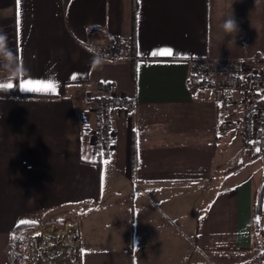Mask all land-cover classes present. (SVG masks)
Instances as JSON below:
<instances>
[{
    "label": "crops",
    "instance_id": "0c3cea01",
    "mask_svg": "<svg viewBox=\"0 0 264 264\" xmlns=\"http://www.w3.org/2000/svg\"><path fill=\"white\" fill-rule=\"evenodd\" d=\"M92 29L108 45L91 44ZM132 32L131 0H0V90L13 91L18 72L24 95L0 96V264H19L18 234L65 231L67 217L79 264L264 257V160L243 139L264 92L235 90L220 108L188 82L204 58L264 67V0H138L134 80ZM111 95L133 106L108 116L113 151L102 158L96 104Z\"/></svg>",
    "mask_w": 264,
    "mask_h": 264
},
{
    "label": "built area",
    "instance_id": "2783aa9c",
    "mask_svg": "<svg viewBox=\"0 0 264 264\" xmlns=\"http://www.w3.org/2000/svg\"><path fill=\"white\" fill-rule=\"evenodd\" d=\"M89 40L93 45H108L106 35L99 29H92ZM113 56L120 51L119 45L109 46ZM262 62L259 57L252 61L199 59L192 65L188 78L189 86L198 90H209L220 108H228L231 94L235 90L245 93L264 92V67L250 71L251 63ZM133 102L119 95H111L96 104L100 120L94 134L96 147L102 158L112 154V136L107 130V118L115 110L128 111ZM264 131V106L251 107L243 119V139L252 151L261 150L260 133ZM254 264H264V257Z\"/></svg>",
    "mask_w": 264,
    "mask_h": 264
},
{
    "label": "rangeland",
    "instance_id": "374dc122",
    "mask_svg": "<svg viewBox=\"0 0 264 264\" xmlns=\"http://www.w3.org/2000/svg\"><path fill=\"white\" fill-rule=\"evenodd\" d=\"M125 52H128L127 47ZM252 152L264 160L261 150ZM261 214H255V232L264 238V228L257 223ZM17 239L13 254L18 257L19 264H79L77 233L72 217H67L65 231L57 232L47 225H34L18 234Z\"/></svg>",
    "mask_w": 264,
    "mask_h": 264
},
{
    "label": "trees",
    "instance_id": "16d2710c",
    "mask_svg": "<svg viewBox=\"0 0 264 264\" xmlns=\"http://www.w3.org/2000/svg\"><path fill=\"white\" fill-rule=\"evenodd\" d=\"M131 7H132V25H133V32L131 35V38L129 39L127 43V56L131 58V65H132V71H131V76L132 79H135V68H134V61H135V56H136V38L134 34V27H135V19L137 15V10H138V0H131ZM110 85H101L100 88L107 90L109 89ZM0 96H20L23 97L24 95L20 91V85H19V75L18 72L16 73V78H15V87L13 91L8 92L5 90H0ZM262 106H264V101L261 103ZM260 140H261V151L263 153L264 157V131L260 133ZM260 157V155L256 156ZM264 194V175H263V185L261 188V192L258 194L257 202L255 204V214L259 215L261 214L262 211V198ZM260 234V232H259Z\"/></svg>",
    "mask_w": 264,
    "mask_h": 264
},
{
    "label": "clouds",
    "instance_id": "9594fccd",
    "mask_svg": "<svg viewBox=\"0 0 264 264\" xmlns=\"http://www.w3.org/2000/svg\"><path fill=\"white\" fill-rule=\"evenodd\" d=\"M225 28L228 29V30H232V31H235V30H238V25L235 21V19L232 17H230L226 22H225ZM0 51H3L2 49V46H0ZM4 55H11L10 52H6L4 53Z\"/></svg>",
    "mask_w": 264,
    "mask_h": 264
},
{
    "label": "snow or ice",
    "instance_id": "6c2138e0",
    "mask_svg": "<svg viewBox=\"0 0 264 264\" xmlns=\"http://www.w3.org/2000/svg\"><path fill=\"white\" fill-rule=\"evenodd\" d=\"M156 53H153V55H155ZM41 83V86L43 87V88H48V89H51L52 87H53V85L52 84H50V83H44V82H40ZM8 87H11V85H8Z\"/></svg>",
    "mask_w": 264,
    "mask_h": 264
}]
</instances>
